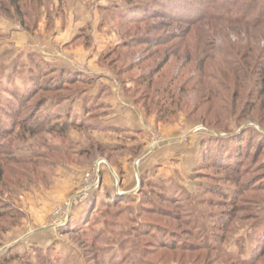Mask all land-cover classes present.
Wrapping results in <instances>:
<instances>
[{
  "label": "rangeland",
  "instance_id": "rangeland-1",
  "mask_svg": "<svg viewBox=\"0 0 264 264\" xmlns=\"http://www.w3.org/2000/svg\"><path fill=\"white\" fill-rule=\"evenodd\" d=\"M167 1L0 0V264H264V16Z\"/></svg>",
  "mask_w": 264,
  "mask_h": 264
},
{
  "label": "trees",
  "instance_id": "trees-1",
  "mask_svg": "<svg viewBox=\"0 0 264 264\" xmlns=\"http://www.w3.org/2000/svg\"><path fill=\"white\" fill-rule=\"evenodd\" d=\"M172 1V0H171ZM170 0L167 1V3L169 4V6L171 7V2ZM186 2L184 3L183 1V5H181V3L177 6L178 10L175 9L174 11V6H173V11L174 13H176V17L179 18L180 20H187L190 22H194V21H198L200 18H206V16L208 14H210L211 12H213L214 9L219 8V4L217 1L214 0H209L205 5V8L207 9H200L196 12L195 18L192 16H188L190 14H186L187 9H189L190 7L188 6V2L187 0H185ZM196 3L198 1L201 2V0H195ZM205 0H202V3ZM190 2V0H189ZM10 3L16 7L17 11H20V6H19V2L18 0H10ZM222 6H224L226 4L227 6V10L224 12V15H228V16H235L236 19H238L237 21H253V19H255L256 14H258L259 16H264V0H224L223 2H221ZM198 4V3H197ZM196 5V4H195ZM194 6V4H193ZM218 6V7H217ZM229 7V8H228ZM234 18V19H235ZM235 19V20H236ZM262 72V71H260ZM257 74V73H255ZM63 75V74H62ZM259 76V78H257L255 81V83H257L258 85V81H261L264 85V76L262 73H258L257 74ZM62 78V76H61ZM263 79V80H262ZM58 80V79H57ZM235 81V80H234ZM233 81V82H234ZM32 82L36 85L37 79L34 77ZM38 83V82H37ZM202 83L205 85L207 84L208 86H206V89L208 91H206L204 88L202 89V103H205L204 101H207V98L210 97H214L215 100H220V101H226L228 102V97L227 94H234L236 91V84H234L232 87H225L223 84H221L220 82L218 84H210L207 82L202 81ZM235 83V82H234ZM33 84V85H34ZM61 86V84H57V87ZM220 87V90L219 87ZM250 87V85H248ZM215 87V88H214ZM238 87V86H237ZM243 87V86H240ZM238 89H242V88H238ZM208 95V97H207ZM235 95H239V91L237 93H235ZM215 103V102H214ZM41 103H39L37 105V109H35V112L31 113V118L35 121V120H41V121H45L48 119V116H44L42 113H39L40 111V107ZM43 119V120H42ZM40 121V123H41ZM204 122L206 124H208L209 126L212 125V122L206 118L204 119ZM60 125V130L65 131L67 129V125H66V121H64L63 123L59 124Z\"/></svg>",
  "mask_w": 264,
  "mask_h": 264
},
{
  "label": "crops",
  "instance_id": "crops-1",
  "mask_svg": "<svg viewBox=\"0 0 264 264\" xmlns=\"http://www.w3.org/2000/svg\"><path fill=\"white\" fill-rule=\"evenodd\" d=\"M60 24H61L60 20L56 19L54 21V29L51 32L53 33V35H51L53 37H50V38L56 41V43L57 41L58 43H63V41H69L70 37H73L74 35H76L77 33L76 29H81L83 27L81 21L77 20L76 18H74V16H71V15L68 17V20L65 23V29L61 30L60 29L61 27L59 26ZM7 26H8V29H10L8 31L9 32L8 42L10 43V46H12V50H17V49H20V47L21 48L25 47V50L31 48V50L37 51V48H38L41 51V49L39 48L40 47L39 44L44 43L43 41L46 40V37L44 35L45 32L43 31L45 23L44 24L41 23V27L39 29L40 34L35 33L34 35L27 32L26 30L20 29L18 26L14 24L7 23ZM25 45H28L29 47ZM128 108L130 109L129 111H127ZM128 108L125 111H123L122 113L123 115L119 117L120 119L124 120L126 118V120L128 119V121H131V118L134 112L131 107L128 106Z\"/></svg>",
  "mask_w": 264,
  "mask_h": 264
}]
</instances>
